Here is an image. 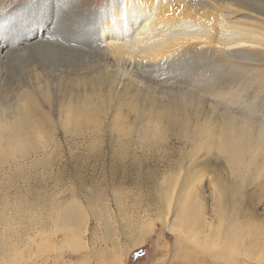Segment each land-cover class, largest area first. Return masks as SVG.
<instances>
[{
  "label": "bare ground",
  "instance_id": "obj_1",
  "mask_svg": "<svg viewBox=\"0 0 264 264\" xmlns=\"http://www.w3.org/2000/svg\"><path fill=\"white\" fill-rule=\"evenodd\" d=\"M3 4L4 0H0V17L6 13ZM105 9L97 25L98 45L88 50L73 46L75 43L60 45L59 51H53L47 62L35 58L33 53L31 61L39 71L32 70L30 75V72L24 75L18 70L11 73L7 69L8 61L11 58L23 60L20 59L22 55L32 51L35 44L38 48H56L53 41L30 40L26 45L28 51L21 53L25 47L7 48L8 42L0 33V80L3 81H0V165L31 158L39 145L50 139L55 124L43 105L51 106L56 99L61 102L58 121L66 134L81 133L88 125L99 129L100 121L105 120L110 109L114 110L111 114L115 120L124 119V112H127V116L132 114L136 120L154 124L152 131L143 128L139 134L144 139H160L156 133L164 131L166 125H176L181 111L183 116L191 113L199 116L197 105L204 104L212 96L217 100L222 98L220 90L224 82L221 83L220 77L212 80L216 68L229 63L233 67L249 68L251 73L254 70L256 74L260 69L256 67V61H262L260 50L248 55L225 51L241 47L264 51V0H110ZM52 16L42 20L53 23L46 28L45 35L55 31L54 24L59 18L55 13ZM73 22L77 23L74 19L67 22L68 28L75 24ZM79 23L76 30L82 34L81 21ZM40 34L41 31L35 37ZM75 57L77 60L72 61ZM84 57L88 59L85 61ZM55 71L63 74L58 82L53 81ZM167 81L175 85L163 84ZM180 82L186 86L180 84L177 88ZM215 83L217 86L211 88ZM189 86L207 97L203 98ZM162 87L174 90L173 94L165 91L159 96L157 93ZM52 88L57 92L55 95L51 93ZM202 115L207 121L206 125L194 129L203 136L193 140L190 163L186 167L179 163L178 171L171 173L172 176L166 174L162 180L156 194L160 202L158 216L145 214L137 218L123 213L122 222L126 228L123 232L108 228L107 219L102 223L100 214L94 209L87 213L74 198L57 207L55 215L52 214L53 228L48 230L47 225L38 220L32 232L26 230L22 235L18 220L22 216L19 192L15 190L10 199L0 188V264H124L123 257L129 250L143 245L156 219L173 235V257L182 261L188 262L190 252L196 250L203 252L211 264H259V259L264 261V216L261 218L256 213L254 201L242 200L241 194L237 197L239 187L243 186L219 179L211 184V194L217 204L212 208L213 219L210 220L199 187L205 172L201 173L204 167L199 165L205 166L210 154L224 156L227 173L241 182L246 173L256 174V178L264 177V126L230 114L219 120L220 129L215 124L218 127L215 130L219 131L213 127V133L210 117L207 113ZM115 129L125 136L132 133L120 125ZM35 163L32 161L30 167ZM262 183L264 187V179ZM120 201L116 205L122 212L124 205ZM90 218L104 225L105 233L100 240L103 244L98 243V247L97 239L89 243L85 238ZM58 231H61L59 237L56 236ZM29 242L36 243L35 250L36 247L43 251L47 245L54 246V256H39L41 252L38 254L37 250L23 255L22 249ZM68 245L72 252H82V257L77 258L79 261L65 258Z\"/></svg>",
  "mask_w": 264,
  "mask_h": 264
},
{
  "label": "rangeland",
  "instance_id": "obj_2",
  "mask_svg": "<svg viewBox=\"0 0 264 264\" xmlns=\"http://www.w3.org/2000/svg\"><path fill=\"white\" fill-rule=\"evenodd\" d=\"M109 1L100 0V2L90 4L84 1L77 3L76 0H4L2 6L6 13L3 14L4 17H0V33L8 42L7 48L16 49L23 47L24 49L25 47L24 50H21L22 53L23 51H28L26 45L30 40L36 39L51 40L56 46V48L52 46L38 48L39 45L36 46L37 44H35L32 51L22 55L20 59L23 60L11 58L8 61L7 69L11 73H16L18 70L24 75L30 72V75L33 74L32 70H34V73L39 71L36 70L37 68L31 61L32 56L30 57V55L33 53L36 55H34L35 58L47 62L49 57L52 58L50 55L53 54V51H59L57 47H61L60 45L71 46L75 43L73 46L82 47L86 50L90 49L91 46L98 45L99 42L96 40L97 25ZM193 1L196 2L198 0ZM51 9L54 10L53 13L59 20L57 19L56 25L54 24L55 31L53 33L48 32L49 34L45 35L44 31H46V28L52 27L53 23L42 20L49 16L53 17ZM70 14H73L72 18H69ZM43 15L45 16L44 18L42 17ZM70 19H74L77 23L73 22L75 24L68 28L67 22ZM78 20L81 21L82 34L76 30V24H80ZM53 21H55V18ZM59 24H62V27ZM91 24L94 27H90ZM95 29L96 31H94ZM40 31V36L35 37ZM18 39L21 41L17 42ZM257 51L260 52L262 58V61H256V67L260 68L257 74L254 70L251 73L249 68L233 67L229 63L219 66L218 69L216 68L212 72V76H214L212 80H217L220 77L221 83L224 82L222 84L223 89L220 90L222 98L217 100L212 96L207 100L208 102L206 101L207 103L197 105L198 109H200L199 116L192 115V113L188 114V116L185 114L183 116L181 111L182 115L179 114L178 125H166L164 131L160 130L161 132L156 133L157 136H161L160 139H155L154 137L153 139L152 137L144 139L139 134L140 129L143 128L152 131V125L154 124L146 123L144 120H142L143 122L136 120L132 114L127 116V112H124L126 116L124 119L115 120L111 114V111L113 113L114 110L110 109L109 115L104 118L105 120L102 119L103 121H100L99 129L88 125L83 128L81 133L66 134L58 121L60 100L52 101L55 104L52 103L53 105L51 106L43 105V110L50 113L53 124H55L54 134L50 136V139H47L48 141L42 142L44 145H39L38 151L31 158L22 159L16 164L9 161L4 163V165H0V188L2 193H7L9 195L8 198L11 199L15 190L19 192L18 199L21 206L19 211L22 213L21 218L18 219L21 221L19 233L24 235L23 232L26 230L27 232H32V228L38 220V222H41L40 224H46L48 230L53 228L50 218L53 216L52 214L55 215L54 212L57 207L65 205L64 203L74 198L78 200L87 213L94 209L100 214L102 223L107 219L109 222L108 228H111V230L113 228V231L120 230L123 232L126 229L122 222L125 214L129 216L131 214V216L134 215L137 218L145 214L157 217L160 202L157 200L156 194L160 190L162 180L166 174L177 172L179 163H182L184 167L190 163L189 152L193 147V140L203 136L198 131H194V129L196 126L206 125L207 118L202 117L204 116L202 115L203 113H207V117H210V130L213 133V130L218 128L215 124H218V129H220L221 122L219 120L230 114L247 118L256 125L264 126V51L261 48L241 47L231 48L225 52L229 54L246 53L248 55L258 53ZM59 55L62 54L59 53ZM74 55L76 56V53ZM84 59L86 61L88 57H84ZM76 60V57L72 59V61ZM60 69L63 68L61 67ZM240 69L244 70L241 71ZM239 72L241 75H238ZM54 73L56 78L53 81L58 82L63 74L61 71H55ZM235 74L237 77L234 76ZM40 77L44 79L42 74H40ZM229 77L230 79H228ZM27 78L29 77L27 76ZM0 81L3 83L2 80ZM166 83L169 85L173 84L171 81L163 82V84ZM180 84L181 87L186 86V84L180 82L176 84L177 88L180 87ZM154 85L157 87L156 84ZM213 85L215 86H211V88L217 86L216 83ZM192 87L189 86V88ZM166 89L162 87L159 93L156 92L157 89L154 93L156 92L159 96H163L166 92L169 95L173 94L174 90L167 91L170 89ZM192 89L201 96L203 95L195 87ZM51 91L53 95L57 93L53 88ZM205 97L207 96L204 94L203 98ZM56 101L59 102L57 103ZM118 125L132 130V133L125 136V134L115 129V126ZM217 130L215 131L217 132ZM223 157L210 154L207 155L208 161L205 166L199 165V167H204L200 170L201 173L205 171L199 187L208 219H213L212 208L217 204L211 194V184L218 179L224 183L234 184L235 182L238 187L243 186V188H237V197L241 194L242 200L249 201L251 199V202L254 201L256 213L262 218L264 216V187L262 185L264 177L259 176L256 178V174L254 175L253 173L252 175L246 173L244 177L243 173H241L244 178L241 182L239 178H234V176H230L229 172L227 173V163ZM30 161L36 162V165L34 164L30 167ZM17 174L19 175L15 178ZM227 180L230 181L228 182ZM118 200H121L120 202L124 205L122 212L117 209L116 202ZM46 216L48 217L46 218ZM88 220L90 229L85 238L89 243L97 239L96 246L98 247V243L101 245L102 242L100 243V240H102V236L105 233L104 225L97 224V221L93 218ZM12 221L14 222L15 219H12ZM60 233L61 231H58L56 236L59 237ZM51 239H55L54 236H51ZM30 243L32 242H29L27 247H23V255H28V251L35 252L36 250L38 254L42 253L39 254L42 257L47 254L53 257L55 254L54 246L52 247V245H47L44 248L45 250L43 249L42 251L37 249V247L35 250V242ZM66 248L65 258L79 261L78 259L82 257V252L80 254L72 252L69 245ZM172 251L173 235L168 233L161 222L156 219L143 245L129 250L123 257L124 264H209V262L211 264V261L204 257L205 254L201 251L190 252L191 256H189L188 262L182 261L179 257H173L175 253H172ZM196 260L198 261L196 262ZM263 262L259 259V264H264Z\"/></svg>",
  "mask_w": 264,
  "mask_h": 264
}]
</instances>
